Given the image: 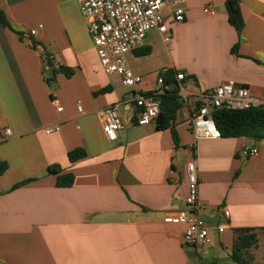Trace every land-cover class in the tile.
Here are the masks:
<instances>
[{"label": "crops", "instance_id": "0c3cea01", "mask_svg": "<svg viewBox=\"0 0 264 264\" xmlns=\"http://www.w3.org/2000/svg\"><path fill=\"white\" fill-rule=\"evenodd\" d=\"M236 1L244 22L239 34L225 0H188L184 21L169 20L167 46L148 32L140 48L149 53L139 56L138 48L126 56L142 78L138 90L151 92L169 69L185 74L184 87L199 102L226 80L262 96L264 0ZM207 6L213 16L203 12ZM0 12L11 26L0 24V264H238L232 256L240 233L256 238L242 258L264 264V139L194 140L190 111L179 107L171 123L175 146L170 129L136 125L135 92L100 66L74 0H0ZM46 56L72 74L46 81ZM108 106H116L122 123L114 142L102 131L100 111ZM53 125L59 130L46 134ZM253 146L257 155L241 154ZM75 149L86 156L70 163ZM191 160L198 215L211 239L197 252L184 244V226L163 222L165 214L187 209ZM50 166L71 174L72 185L58 187Z\"/></svg>", "mask_w": 264, "mask_h": 264}, {"label": "built area", "instance_id": "2783aa9c", "mask_svg": "<svg viewBox=\"0 0 264 264\" xmlns=\"http://www.w3.org/2000/svg\"><path fill=\"white\" fill-rule=\"evenodd\" d=\"M188 0H74L85 19L88 32L95 48L100 66L108 76H116L122 87L135 92L134 102L139 109L136 125L146 126L155 122L160 102L158 96L163 92L162 71L156 81V87L148 93L138 90L142 78L135 74L126 63V56L130 52L143 46L146 34L156 31L167 45L171 43L168 24H180L184 21L185 6ZM203 12L213 16L215 11L211 7L203 8ZM168 19V20H167ZM170 20V21H169ZM169 21V22H168ZM38 26L28 32V36H34ZM59 69V65H54ZM174 79L177 82V97L180 107H187L190 111L189 122L194 140L200 138H219L213 118L214 109L248 110L257 108L264 112V94L260 97L253 96L248 87L238 84L233 80H226L213 87L205 100L199 102L187 92L183 81L184 73L174 71ZM51 104L57 113L62 111V106L57 97H51ZM77 111L81 112V106L77 104ZM102 131L109 142L116 140V133L122 128L121 120L117 114L116 106H108L100 111ZM59 130L58 125L45 128V133L50 134ZM6 134L10 135L9 130ZM241 154L252 157L258 154V148L244 147ZM187 195L184 203L186 210L167 213L163 217L165 224L184 226L182 240L184 244L200 251L211 245L209 228L199 217L198 211L201 205L198 200V179L196 163L191 160L186 164ZM224 217L228 211L223 212ZM218 232L223 227L216 228ZM203 264V263H197Z\"/></svg>", "mask_w": 264, "mask_h": 264}, {"label": "trees", "instance_id": "16d2710c", "mask_svg": "<svg viewBox=\"0 0 264 264\" xmlns=\"http://www.w3.org/2000/svg\"><path fill=\"white\" fill-rule=\"evenodd\" d=\"M225 8L227 11L228 23L234 28L237 34L240 33L244 22L240 13L239 4L236 0H225ZM0 24L11 29L6 17L0 12ZM149 48H139L136 52L139 56H144L149 53ZM46 66L48 67L49 76L46 81H51L58 72L63 73L67 77L72 74L69 69L59 67L54 68L49 58L46 56ZM174 71L167 69L162 74L163 92L157 98L160 102L159 114L155 121L156 130L170 129L175 146H178V138L173 130L171 123L180 103L177 97V82L174 79ZM106 90H100L99 93H104ZM214 124L219 131L221 138H238L245 137L253 142L264 139V112L257 108L248 110H225L222 108L212 111ZM86 156L83 149H75L67 154L70 163L76 162ZM5 170V164H0V175ZM49 173L56 177V185L58 187H69L73 183V176L68 173H63L58 166H50ZM20 183L13 188L24 185ZM256 241L255 235L252 233H240L234 246L233 260L238 264H251L249 261L242 258V253L254 245Z\"/></svg>", "mask_w": 264, "mask_h": 264}, {"label": "rangeland", "instance_id": "374dc122", "mask_svg": "<svg viewBox=\"0 0 264 264\" xmlns=\"http://www.w3.org/2000/svg\"><path fill=\"white\" fill-rule=\"evenodd\" d=\"M172 37V35H170ZM203 250V249H202Z\"/></svg>", "mask_w": 264, "mask_h": 264}]
</instances>
